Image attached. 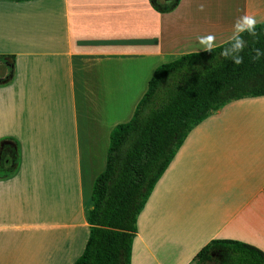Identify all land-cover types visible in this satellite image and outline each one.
Here are the masks:
<instances>
[{"label": "crops", "instance_id": "1", "mask_svg": "<svg viewBox=\"0 0 264 264\" xmlns=\"http://www.w3.org/2000/svg\"><path fill=\"white\" fill-rule=\"evenodd\" d=\"M245 13L263 23L264 0H180L169 13L151 0L0 1V144L18 142L0 161V264L75 263L113 128L159 66L202 52L199 35L227 42ZM15 134L35 141L30 158ZM214 239L264 252V96L190 131L138 216L130 264H190Z\"/></svg>", "mask_w": 264, "mask_h": 264}, {"label": "trees", "instance_id": "2", "mask_svg": "<svg viewBox=\"0 0 264 264\" xmlns=\"http://www.w3.org/2000/svg\"><path fill=\"white\" fill-rule=\"evenodd\" d=\"M179 1L151 0L160 13L173 11ZM257 29L258 39L245 36L248 47L238 66L202 51L155 70L132 118L110 133L105 168L94 180L85 211L89 236L74 264H130L138 216L190 131L230 102L264 96V57L253 62L250 51L264 49V22ZM8 154L15 160L16 148L3 141L0 155ZM190 264H264V252L241 241L214 239Z\"/></svg>", "mask_w": 264, "mask_h": 264}, {"label": "clouds", "instance_id": "3", "mask_svg": "<svg viewBox=\"0 0 264 264\" xmlns=\"http://www.w3.org/2000/svg\"><path fill=\"white\" fill-rule=\"evenodd\" d=\"M204 5L199 6L200 11H203ZM257 19L254 15L245 13L237 17L232 25V34L228 38L226 44L216 53L217 43L216 34L208 33L206 35H199L196 37L198 44L200 45L199 51H204L210 54H214L220 60L231 61L234 65H240L244 62V56L242 53L245 48L248 47V42L245 36H251L258 39ZM264 31V30H260ZM251 59L253 62L258 61L261 57H264V49L252 48ZM213 65L212 67H214Z\"/></svg>", "mask_w": 264, "mask_h": 264}, {"label": "rangeland", "instance_id": "4", "mask_svg": "<svg viewBox=\"0 0 264 264\" xmlns=\"http://www.w3.org/2000/svg\"><path fill=\"white\" fill-rule=\"evenodd\" d=\"M15 136L16 137H18L19 139H20V141L21 142H24V139H25V141L26 142H24L23 144H22V149L24 150V151H27V150H29V149H32V147H34L35 146V141H29V139L27 138L28 136H19L18 134H15ZM28 139V140H27ZM17 141H14V140H10V143H11V145L13 146V147H15L16 149H17V145H18V142L16 143ZM19 147H21V146H19ZM35 153H37L36 151H35ZM34 153V154H35ZM9 156H10V159H13V156L11 155V154H8ZM17 155H18V153H17V151H16V157H17ZM30 152H28L27 151V153H25V157H26V159L27 158H30ZM8 156H6V158H7ZM25 157L23 156V158L25 159ZM5 159V157L2 159V157H1V155H0V161H3ZM88 193L89 192H87V195H88ZM64 202H65V198H64Z\"/></svg>", "mask_w": 264, "mask_h": 264}, {"label": "water", "instance_id": "5", "mask_svg": "<svg viewBox=\"0 0 264 264\" xmlns=\"http://www.w3.org/2000/svg\"><path fill=\"white\" fill-rule=\"evenodd\" d=\"M164 2H168V1H170V0H163Z\"/></svg>", "mask_w": 264, "mask_h": 264}]
</instances>
